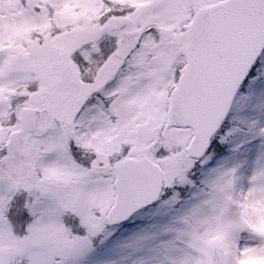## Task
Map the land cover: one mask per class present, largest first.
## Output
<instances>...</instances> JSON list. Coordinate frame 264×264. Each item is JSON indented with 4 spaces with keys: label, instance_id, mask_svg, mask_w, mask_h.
<instances>
[{
    "label": "snow or ice",
    "instance_id": "6c2138e0",
    "mask_svg": "<svg viewBox=\"0 0 264 264\" xmlns=\"http://www.w3.org/2000/svg\"><path fill=\"white\" fill-rule=\"evenodd\" d=\"M0 264H264V0H0Z\"/></svg>",
    "mask_w": 264,
    "mask_h": 264
},
{
    "label": "rangeland",
    "instance_id": "374dc122",
    "mask_svg": "<svg viewBox=\"0 0 264 264\" xmlns=\"http://www.w3.org/2000/svg\"><path fill=\"white\" fill-rule=\"evenodd\" d=\"M21 211H23V210H21ZM16 227H17V231H19V230H20V226H19V225H17Z\"/></svg>",
    "mask_w": 264,
    "mask_h": 264
}]
</instances>
